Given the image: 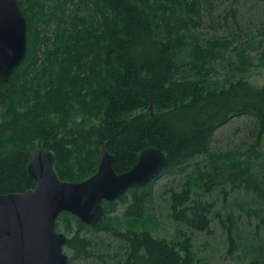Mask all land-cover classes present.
I'll return each mask as SVG.
<instances>
[{"label":"trees","instance_id":"trees-1","mask_svg":"<svg viewBox=\"0 0 264 264\" xmlns=\"http://www.w3.org/2000/svg\"><path fill=\"white\" fill-rule=\"evenodd\" d=\"M52 1L56 5L49 10L57 22L56 37L47 58L57 59L61 54L63 61L55 60L30 74L39 46L46 43L37 23L46 25L51 16L41 0H24L27 52L10 81L0 83V193L34 187L26 165L28 153L35 149L55 153L54 168L60 180L81 182L96 172L101 146L115 155L113 167L123 173L135 164L137 153L151 145L165 153L166 168L146 186L132 188L119 198L127 203L122 216L111 215L116 203H104L102 220L93 229L108 230L120 240L121 252L113 264H219L199 259L191 237H184L182 229L176 239L153 235V227L146 225L150 221H145L151 189L162 175L174 169L184 171L191 161L207 154L211 161L204 169L196 162V175H187L179 190L167 191L170 219L189 231L206 234L218 214L213 203L200 195H212L218 189L225 199L230 184V190L244 187L264 199V175L259 181L254 172V166L264 171L260 148L264 86L252 85L244 75L229 77L221 86L202 77L204 72L209 74L205 65L215 45L199 48V64L193 59L182 62L193 52L182 34L180 39L171 37L178 30L175 10L194 9L200 0H85L103 19L101 29L89 31L77 30L75 14L70 15L71 31L60 28L64 6L73 0ZM57 10L60 16L54 14ZM239 53L242 57L244 51ZM244 115L254 119V149H245L243 154L239 147L224 154L211 153L215 129ZM77 116L81 117L78 122ZM59 219L65 221L67 230H71L70 219L76 220L77 229L65 248L71 258H89L93 242L80 234L88 227L68 213H61ZM226 219L235 230L233 215L227 214ZM233 244L230 239L229 245ZM255 251L249 264H264V233Z\"/></svg>","mask_w":264,"mask_h":264},{"label":"rangeland","instance_id":"rangeland-1","mask_svg":"<svg viewBox=\"0 0 264 264\" xmlns=\"http://www.w3.org/2000/svg\"><path fill=\"white\" fill-rule=\"evenodd\" d=\"M41 1L46 5L45 10L49 17L51 16V22L42 26L37 23L43 38H46V43L39 46L37 64L30 68V74L46 68V66H51L55 60L63 61L61 54L57 59L55 56L47 58V54L53 51L52 42L56 37L57 23L53 19V12L49 10V7L56 4L52 0ZM58 1L63 2L65 0ZM17 2L25 14L26 2L24 0H17ZM35 10L39 14V10ZM60 11L57 10L54 14L60 16ZM72 11L75 13H71ZM71 14H75L79 19L78 24L75 25L79 31L102 28L100 25L103 23V19L90 2L73 0L72 3L65 4L60 28L71 31ZM166 16L167 18L170 17L169 15ZM173 18L177 19L178 30L173 31L171 37L180 39V34H182L184 38L182 40L192 47L193 56L191 58L185 57L182 62L193 59L199 64L198 57L200 60L201 55L199 48L206 50L215 45L214 54H211L214 58L208 56V62L205 65L209 74L204 72L202 76L208 82L221 86L225 85L229 77L244 75L252 85L264 86V0H200L199 6L194 9L176 8ZM163 34L168 37L166 32ZM241 50L244 51L242 57L239 53ZM195 51L196 54H194ZM32 100L31 97L29 102ZM80 118L77 116L75 121L78 122ZM253 122L252 117L244 115L232 117L225 124L217 127L210 143L211 153L222 152L224 154L227 150L234 151L239 147L241 154H243L245 149H254L257 134ZM260 148L264 152L262 139ZM210 161L211 159L207 154L199 156L191 161V165L186 170L174 169L155 180L151 189L150 214L145 220L150 222L146 225L153 227L154 236L166 239H176L178 230L182 229L184 237H191L193 251L199 259L219 264H249L253 256L256 255L255 244L257 239L264 233L262 223L264 199L253 190H246L244 187L230 190V184H227L225 199L223 193H219L218 189H214L211 192L212 195H200L199 198L203 201L213 203L214 211L218 214L212 219L209 234L189 231L184 226L173 222L168 216L167 205L170 193L167 191L170 189L179 190L184 185L187 175L195 176L193 167L196 162L199 163L200 168L204 169ZM254 172L255 177L261 181L264 175L262 168L254 166ZM114 204L115 210L111 215L122 216L127 203L123 204L118 200ZM227 214L233 215L236 222L235 230L232 227L229 228L230 225L226 219ZM56 222V230L68 238L77 229L75 219H70L71 230L66 229L64 220L57 219ZM258 231L259 233H257ZM80 234L82 237L92 240L91 255L86 259L71 258V253L65 249L64 251L68 255V264H113L117 253L121 252L119 250L120 240L108 230H94L88 227L82 229ZM255 235L257 239L253 238ZM229 238L234 242L233 245H229Z\"/></svg>","mask_w":264,"mask_h":264},{"label":"water","instance_id":"water-1","mask_svg":"<svg viewBox=\"0 0 264 264\" xmlns=\"http://www.w3.org/2000/svg\"><path fill=\"white\" fill-rule=\"evenodd\" d=\"M27 52V24L17 0H0V83H8ZM264 149V135L262 137ZM55 153L46 148L28 153L27 175L33 188L0 193V264H68L69 238L56 230L61 213L88 227L102 220L104 203H114L132 188H142L167 166L165 153L151 145L141 149L126 172L113 167L116 157L101 146L97 171L81 182L60 180Z\"/></svg>","mask_w":264,"mask_h":264}]
</instances>
